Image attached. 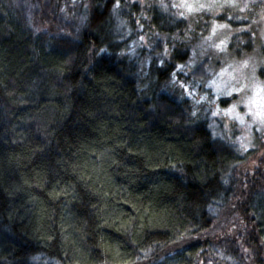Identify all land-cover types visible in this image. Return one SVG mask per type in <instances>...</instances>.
I'll return each instance as SVG.
<instances>
[{
  "label": "trees",
  "instance_id": "16d2710c",
  "mask_svg": "<svg viewBox=\"0 0 264 264\" xmlns=\"http://www.w3.org/2000/svg\"><path fill=\"white\" fill-rule=\"evenodd\" d=\"M185 30L152 2L0 0V264H264V139L182 98L208 63L160 37Z\"/></svg>",
  "mask_w": 264,
  "mask_h": 264
},
{
  "label": "rangeland",
  "instance_id": "374dc122",
  "mask_svg": "<svg viewBox=\"0 0 264 264\" xmlns=\"http://www.w3.org/2000/svg\"><path fill=\"white\" fill-rule=\"evenodd\" d=\"M130 1L141 4L152 2L172 21L185 22L184 38L176 34L171 38L160 37L164 43L173 42H169L164 57L168 58V53L175 48L173 40L183 41L188 46V58L179 70L188 76L201 62L207 61L208 64L202 81H186L180 89L182 98L196 104L192 105L194 111L204 109L208 128L215 137L232 142L240 151L257 146L264 139V124L258 116L252 115L264 106V91H261L264 89V24L259 22V16L253 23V17L244 19V13L234 11L233 6L240 0ZM259 2L257 0V4ZM161 4L165 7L162 8ZM255 11L259 12V8ZM234 15H240L241 19H233ZM237 28L241 30L234 31ZM125 30V34L130 31L128 28ZM141 40L146 43L143 37ZM140 45L137 39L129 43L132 55L136 56ZM164 57H160L161 60ZM149 62L146 60L145 65ZM220 101L228 103L221 106ZM233 108L234 111H228ZM237 115L243 122L236 118Z\"/></svg>",
  "mask_w": 264,
  "mask_h": 264
},
{
  "label": "clouds",
  "instance_id": "9594fccd",
  "mask_svg": "<svg viewBox=\"0 0 264 264\" xmlns=\"http://www.w3.org/2000/svg\"><path fill=\"white\" fill-rule=\"evenodd\" d=\"M161 7H165L163 4H161ZM234 11L239 10L240 12L244 13L243 18L248 19L249 17H253V23H256V16H259V22L264 24V0H260V2L257 4V0H240L239 3L235 4ZM259 8V12H256L255 9ZM247 9V12H244V10ZM235 20H240V15H234L232 17ZM241 29L237 28L234 29V31H240Z\"/></svg>",
  "mask_w": 264,
  "mask_h": 264
},
{
  "label": "snow or ice",
  "instance_id": "6c2138e0",
  "mask_svg": "<svg viewBox=\"0 0 264 264\" xmlns=\"http://www.w3.org/2000/svg\"><path fill=\"white\" fill-rule=\"evenodd\" d=\"M188 7H189V9L191 10V6L190 5H188ZM200 7H204V5H200ZM221 44H223V41H221ZM220 45H216V47H219ZM101 51H104V49H101ZM261 91H264V89H261ZM252 103V101H250V104ZM229 112H232V111H234V108L233 109H230V110H228ZM193 115H195V113H193ZM214 115H215V113H214ZM252 115L253 116H258L259 118H260V122L262 123V124H264V106H261V108H260V110L259 111H257V112H252ZM237 119H240L241 120V122H243V119L239 116V115H237V117H236Z\"/></svg>",
  "mask_w": 264,
  "mask_h": 264
}]
</instances>
